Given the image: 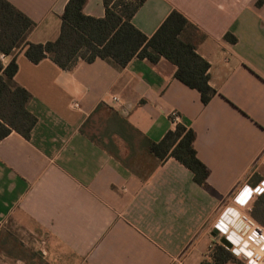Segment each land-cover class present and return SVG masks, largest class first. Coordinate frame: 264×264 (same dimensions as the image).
Segmentation results:
<instances>
[{
	"label": "crops",
	"instance_id": "crops-1",
	"mask_svg": "<svg viewBox=\"0 0 264 264\" xmlns=\"http://www.w3.org/2000/svg\"><path fill=\"white\" fill-rule=\"evenodd\" d=\"M7 1L34 21L30 42L58 36L67 0ZM172 10L205 35L196 51L215 89L206 104L163 57H134L122 69L78 60L63 70L17 53L14 81L30 93L36 123L28 139L11 131L0 140V264H29L3 243L6 229L34 235L46 264H169L179 255L200 264L211 260L219 217L240 230L252 212L261 215L264 0H144L131 21L149 37ZM82 11L102 17V0H85ZM102 109L116 133L140 135L148 168L132 170L85 132ZM178 123L195 134L196 156L209 170L205 187L174 158L144 148L145 137L159 141Z\"/></svg>",
	"mask_w": 264,
	"mask_h": 264
},
{
	"label": "trees",
	"instance_id": "trees-1",
	"mask_svg": "<svg viewBox=\"0 0 264 264\" xmlns=\"http://www.w3.org/2000/svg\"><path fill=\"white\" fill-rule=\"evenodd\" d=\"M144 0H102L104 15L94 17L82 11L85 0H67L60 15L59 34L44 43L30 42L27 37L35 23L7 0H0V56H10L4 65L0 58V140L11 131L25 139L36 123L28 110L30 93L14 81L16 55L23 50L32 63L49 58L63 70L78 62L99 58L116 69H122L134 57L156 63L161 57L176 66L174 77L198 91L203 104L215 94L209 83L208 62L196 46L205 35L176 10L168 13L151 36L137 29L131 19ZM225 39L234 42L229 33ZM195 134L183 124H176L159 141L143 139L145 150L155 158L172 157L192 173L194 182L206 186L208 168L197 158L193 146ZM261 215L252 212V219L264 227V191ZM239 264L222 245L214 244L211 260L200 264Z\"/></svg>",
	"mask_w": 264,
	"mask_h": 264
},
{
	"label": "rangeland",
	"instance_id": "rangeland-1",
	"mask_svg": "<svg viewBox=\"0 0 264 264\" xmlns=\"http://www.w3.org/2000/svg\"><path fill=\"white\" fill-rule=\"evenodd\" d=\"M110 114V111L106 109L99 111L85 124V132L93 137L98 144L105 147L116 160L129 166L132 170L141 172L143 169L148 168L149 164H147L143 156L144 149L140 144V135L133 131L121 134L116 133L117 130L110 127L107 122ZM7 225L8 223L6 228H9ZM2 241L6 245H14V249L17 248L16 251L22 253L27 263L46 264L37 255L39 244L34 235L13 234L6 229ZM235 259L239 263H243L240 259L236 257Z\"/></svg>",
	"mask_w": 264,
	"mask_h": 264
},
{
	"label": "built area",
	"instance_id": "built-area-1",
	"mask_svg": "<svg viewBox=\"0 0 264 264\" xmlns=\"http://www.w3.org/2000/svg\"><path fill=\"white\" fill-rule=\"evenodd\" d=\"M2 57L1 55L0 58ZM171 115L173 120H178L177 114ZM213 228L218 232L217 244L225 247L243 264H264V227L257 224L251 217H248L240 230L229 225L224 217H219L213 224ZM220 238L228 241L230 246L223 245ZM211 254L212 251L208 253L207 258H210ZM169 264H183L182 255L172 257Z\"/></svg>",
	"mask_w": 264,
	"mask_h": 264
},
{
	"label": "water",
	"instance_id": "water-1",
	"mask_svg": "<svg viewBox=\"0 0 264 264\" xmlns=\"http://www.w3.org/2000/svg\"><path fill=\"white\" fill-rule=\"evenodd\" d=\"M216 233H217L216 230L212 231V235H216ZM220 242H221L223 245L227 246V247L230 246L229 242L226 241L224 238H220Z\"/></svg>",
	"mask_w": 264,
	"mask_h": 264
}]
</instances>
